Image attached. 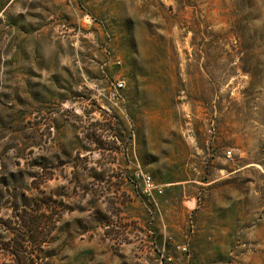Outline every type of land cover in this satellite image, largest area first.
Listing matches in <instances>:
<instances>
[{
  "label": "rangeland",
  "instance_id": "1",
  "mask_svg": "<svg viewBox=\"0 0 264 264\" xmlns=\"http://www.w3.org/2000/svg\"><path fill=\"white\" fill-rule=\"evenodd\" d=\"M41 205L44 264H264V0H0V219Z\"/></svg>",
  "mask_w": 264,
  "mask_h": 264
},
{
  "label": "trees",
  "instance_id": "2",
  "mask_svg": "<svg viewBox=\"0 0 264 264\" xmlns=\"http://www.w3.org/2000/svg\"><path fill=\"white\" fill-rule=\"evenodd\" d=\"M33 202L30 200L29 203ZM29 208L32 207L25 206L18 212L14 211L12 218L0 219L1 264H44L42 248L48 235L45 232L50 216L41 209L42 205L33 211Z\"/></svg>",
  "mask_w": 264,
  "mask_h": 264
},
{
  "label": "built area",
  "instance_id": "3",
  "mask_svg": "<svg viewBox=\"0 0 264 264\" xmlns=\"http://www.w3.org/2000/svg\"><path fill=\"white\" fill-rule=\"evenodd\" d=\"M117 87H118V88H122L123 85H122L121 83H119V84L117 85Z\"/></svg>",
  "mask_w": 264,
  "mask_h": 264
}]
</instances>
